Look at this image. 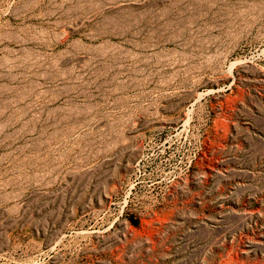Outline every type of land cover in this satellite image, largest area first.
<instances>
[{
  "label": "rangeland",
  "instance_id": "1",
  "mask_svg": "<svg viewBox=\"0 0 264 264\" xmlns=\"http://www.w3.org/2000/svg\"><path fill=\"white\" fill-rule=\"evenodd\" d=\"M0 264H264V0H0Z\"/></svg>",
  "mask_w": 264,
  "mask_h": 264
},
{
  "label": "trees",
  "instance_id": "2",
  "mask_svg": "<svg viewBox=\"0 0 264 264\" xmlns=\"http://www.w3.org/2000/svg\"><path fill=\"white\" fill-rule=\"evenodd\" d=\"M132 225H133V226H136V223H133Z\"/></svg>",
  "mask_w": 264,
  "mask_h": 264
},
{
  "label": "bare ground",
  "instance_id": "3",
  "mask_svg": "<svg viewBox=\"0 0 264 264\" xmlns=\"http://www.w3.org/2000/svg\"><path fill=\"white\" fill-rule=\"evenodd\" d=\"M258 248V247H257ZM261 248V247H260Z\"/></svg>",
  "mask_w": 264,
  "mask_h": 264
}]
</instances>
